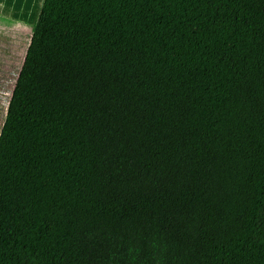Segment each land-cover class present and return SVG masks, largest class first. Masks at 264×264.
I'll return each instance as SVG.
<instances>
[{"label": "trees", "instance_id": "trees-1", "mask_svg": "<svg viewBox=\"0 0 264 264\" xmlns=\"http://www.w3.org/2000/svg\"><path fill=\"white\" fill-rule=\"evenodd\" d=\"M0 264H264V0H43Z\"/></svg>", "mask_w": 264, "mask_h": 264}, {"label": "rangeland", "instance_id": "rangeland-1", "mask_svg": "<svg viewBox=\"0 0 264 264\" xmlns=\"http://www.w3.org/2000/svg\"><path fill=\"white\" fill-rule=\"evenodd\" d=\"M23 1H29L24 11L14 6V0H7L0 12V129L42 4Z\"/></svg>", "mask_w": 264, "mask_h": 264}, {"label": "crops", "instance_id": "crops-1", "mask_svg": "<svg viewBox=\"0 0 264 264\" xmlns=\"http://www.w3.org/2000/svg\"><path fill=\"white\" fill-rule=\"evenodd\" d=\"M5 2V1H7V0H0V12L1 11H3L2 9V2ZM14 2H15V4H14V6L15 7H18V9L20 10V8H21V10L22 11H24V10H26V7H27V5L29 4L28 2L29 1H27V3H25V1H23V0H14ZM41 2H43L42 0H41ZM41 5L42 4H40V8H41ZM25 7V8H24ZM40 8H39V11H40ZM39 14V13H38Z\"/></svg>", "mask_w": 264, "mask_h": 264}]
</instances>
